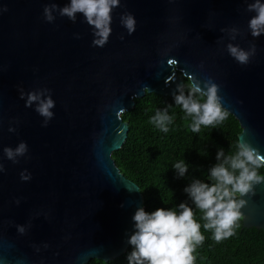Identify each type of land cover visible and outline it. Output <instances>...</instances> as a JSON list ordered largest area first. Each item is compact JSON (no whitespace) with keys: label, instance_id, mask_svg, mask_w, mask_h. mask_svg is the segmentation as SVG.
<instances>
[{"label":"water","instance_id":"water-1","mask_svg":"<svg viewBox=\"0 0 264 264\" xmlns=\"http://www.w3.org/2000/svg\"><path fill=\"white\" fill-rule=\"evenodd\" d=\"M52 2L69 0H0L7 9L0 12V264H90L127 251L143 195L113 157L128 136L122 113L147 93L173 96L184 83L178 72L217 83L222 107L240 123L239 139L264 155V34L248 30L252 0H121L104 47L93 46L81 14L75 23L58 13L46 21ZM124 12L137 20L131 35L120 23ZM232 27L240 29L235 40L221 31ZM229 42L255 43L257 52L241 65ZM21 88L51 90L46 127ZM21 141L28 153L13 163L3 148ZM25 170L29 180L21 179ZM242 198L243 226L264 230V182Z\"/></svg>","mask_w":264,"mask_h":264},{"label":"clouds","instance_id":"clouds-1","mask_svg":"<svg viewBox=\"0 0 264 264\" xmlns=\"http://www.w3.org/2000/svg\"><path fill=\"white\" fill-rule=\"evenodd\" d=\"M120 5L121 0H69L63 7L52 2L45 6L44 18L53 22L56 19L55 13H58L75 23L77 15L81 14L93 29V46L104 47L112 33L113 10ZM6 10L0 8V12ZM246 11L255 13L248 21V30L254 38H258L264 34V2L252 0ZM120 23L129 35L136 31L137 20L131 12L121 14ZM221 31L229 32L231 40H235L240 33L237 27ZM226 49L241 65L249 64L257 52L255 43L245 49L229 42ZM177 62L175 58L168 60L169 65ZM188 79V85H177L173 96L175 104L181 106L185 113V118L191 117V131L199 133L202 125L216 127L225 121L229 113L222 107V98L218 94L220 86L211 78L200 81L194 75H188ZM20 98L25 99L26 107L35 104V111L44 118L43 126L46 127L54 116L52 109L55 107V100L51 90L40 88L26 93L21 88ZM170 107L172 106L158 109L150 118V123L163 133L169 132V125L174 121V116L169 115ZM9 131L16 129L10 127ZM236 149L235 153L227 155L223 148L219 149L217 162L208 171L210 182L193 178L184 189L195 208L203 213L204 229L213 230V238L217 242L235 234L237 222L243 215L241 209L247 204V200L242 197L255 195V185L264 182V175L258 172L264 167V155L260 150L242 138L238 140ZM28 150L27 142L21 141L15 148L4 147L3 154L13 163H19V158L25 156ZM173 167L178 177H184L190 165L185 160H179ZM4 170V164L0 162V172ZM30 178L27 170L21 173L22 180ZM19 202L16 201L17 204ZM177 208L178 211L174 208H158L152 212L146 211L143 206L137 208L132 217L134 231L128 240L133 246L127 257L128 264H195L196 257L193 253L196 246L204 242L205 236L201 232L200 223L195 219L193 207L187 202H181ZM17 227L21 234L26 232V226Z\"/></svg>","mask_w":264,"mask_h":264},{"label":"trees","instance_id":"trees-1","mask_svg":"<svg viewBox=\"0 0 264 264\" xmlns=\"http://www.w3.org/2000/svg\"><path fill=\"white\" fill-rule=\"evenodd\" d=\"M178 74L185 85L190 83L183 73ZM185 91H188L187 87ZM169 105L172 106L169 115L174 116V121L169 125V132L163 133L150 123V118L158 109L163 110ZM228 113L221 124L216 127L202 125L200 132L195 133L190 127L191 117L185 118L181 106L175 104L174 96L147 93L135 98L133 109L122 113L123 120L129 123L128 136L124 145L113 152V157L121 172L139 184L146 211L158 208L178 211L181 202L193 207L195 219L205 236L204 242L197 245L193 253L195 264H264V230L244 227L241 218L235 234L217 242L213 230L203 227V213L195 208L184 191L193 178L210 182L208 171L217 162L219 149L223 148L226 155L236 152L242 129L237 118ZM179 160L190 165L184 177H178L173 167ZM258 172L263 174L264 167ZM132 250L133 246L129 245L126 252L113 260L93 259L90 264H128L127 257Z\"/></svg>","mask_w":264,"mask_h":264}]
</instances>
